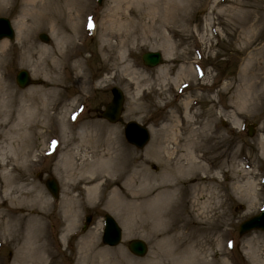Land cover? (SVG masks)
<instances>
[{
    "label": "rangeland",
    "instance_id": "1",
    "mask_svg": "<svg viewBox=\"0 0 264 264\" xmlns=\"http://www.w3.org/2000/svg\"><path fill=\"white\" fill-rule=\"evenodd\" d=\"M23 2L0 0V17H7L14 29L13 40H8L7 65L3 72L13 91L20 93L35 87L40 88L42 94H53H49L53 97L52 106L48 107L49 100L45 101L42 120H50L46 121L42 134L36 136L29 129L32 118L25 121V137H33L32 153L36 154V162L27 180H35L47 199L37 235V244L42 245L44 251L45 261L42 264H167L170 261L171 257L164 254L167 248L160 251L164 255L157 256L155 242L161 235L151 238L147 231L137 226L135 232L126 235L123 213L113 214L106 205L112 189L128 193L124 181L132 176L134 188L141 182L143 174L148 173L150 177L146 183L152 187L153 194L161 190L162 179L157 175L163 172V166L147 156L153 143L150 129H157L171 116L183 118L185 97L192 99L191 112L199 113L197 122L208 119L216 137H221L215 140L216 165L212 168L215 176L208 179L207 185L213 193L219 194L222 202V206L215 209L212 195L207 197L204 192L195 202L207 199L205 215L199 219L198 231L195 232V239L205 244L193 248L199 253L202 251L201 260L186 264H210L207 260L214 261L213 264H264V231L254 229L242 235L238 233L239 224L258 214L264 206V155L261 148L264 138V0H138L136 3L124 0L118 7L115 0H87V28L82 29L75 51V59L81 66L75 69L62 66L58 73L46 69L42 71L48 75L45 78L43 74H33L32 71V63L40 54L30 58V65L25 64L26 48H21L13 24L21 14ZM56 7H63L62 3L59 2ZM113 10L114 20L122 24L130 20L136 25L135 32L128 33L126 46L117 47L115 43L119 37L116 39L104 34L103 25ZM24 16L30 28L25 45L34 44V51H39L40 47L47 50L41 55L45 67L47 61L51 63V57L53 60L55 57L51 54L56 49V39L51 30L54 23L42 18L40 22L35 14ZM67 21L63 15L62 23ZM121 31L123 35L127 33L125 28ZM40 33L46 34L48 41L39 40ZM146 51L161 52L164 63L154 68L144 67L140 56ZM165 51L168 57H165ZM160 67H164L165 71L159 74ZM180 67L190 68L191 74L175 80ZM19 70H25L37 83L20 88L15 81ZM252 72H257L259 76L257 86H247L245 81L250 82L251 77L254 79ZM82 75L89 86L85 91L82 89ZM113 86H118L125 97L117 123L101 118V112L111 99L110 89ZM57 93L59 97L54 96ZM69 112L76 114L69 119ZM129 121L147 126L150 140L144 148L137 149L126 142L123 127ZM248 125L253 127L252 136L247 134ZM91 131L101 138L96 147L98 154L103 153L109 137L117 136L114 143L118 147L119 159L115 161L121 169L115 167L108 176L97 169L90 174L92 178L100 177V183L104 175L111 179L106 182L107 185L100 186L92 200L80 194L81 204L74 206V213L78 215L75 225L65 232L68 217L61 213L63 201L67 202L64 199L68 196L65 191L69 181L62 177L61 163L67 151L91 154L92 144L88 141ZM83 137L86 142L80 145ZM51 141L55 144L48 153ZM213 143L210 139L209 144ZM112 155L117 156L116 152ZM227 170H230L229 178ZM48 178L57 182L58 198H53L46 188L45 180ZM245 179L254 181L253 192L257 195L250 193V196L241 197L240 191L231 195L232 185L236 187ZM111 180L115 181L116 187ZM74 194L78 191L69 195ZM195 194V191L190 192L187 198L181 199L189 210L193 209ZM106 213L115 219L122 231L121 241L116 246L101 242L103 215ZM87 214H91L92 218L89 228L83 230ZM28 219L24 221V226L30 224ZM192 230L194 228L190 227L189 231ZM23 235L0 238V264H31L24 258L26 248L19 245L20 240L25 238ZM132 239L144 241L147 246L145 256L137 257L128 251L127 244Z\"/></svg>",
    "mask_w": 264,
    "mask_h": 264
},
{
    "label": "bare ground",
    "instance_id": "2",
    "mask_svg": "<svg viewBox=\"0 0 264 264\" xmlns=\"http://www.w3.org/2000/svg\"><path fill=\"white\" fill-rule=\"evenodd\" d=\"M115 1L117 4L115 6L118 7L124 0ZM128 1L136 3L138 0ZM59 2L62 3L63 7H56ZM87 7V0H24L21 14L13 24L21 48H26L27 54L24 53L25 64L30 65L32 63L30 58L40 54L36 57V61L32 63L33 74L40 73L45 78L48 75L42 71H46V69L58 73L62 66L69 69L81 66L79 60L75 59V51L77 50L76 42L80 40V34L84 28L83 23L86 18ZM114 13L113 10V14L108 15L107 21L103 25L104 34L112 35L114 38L119 37V39L116 38L115 45L117 47L126 46L125 40H127L128 33H134L136 25L130 20L125 24L114 20ZM30 14H35L40 22L42 20L49 22L52 20L54 23V25H51V30L52 36L56 39V49L51 54L55 57L54 60L51 57V63L47 61L46 68L43 67L44 58L41 55L46 54L47 50L40 47L39 51H34V44L28 43L29 45H25L28 42L26 33L30 28L24 15ZM63 15L67 17V22L62 23ZM122 28L127 31L124 35L121 34L123 32L121 31ZM24 37L26 40H24ZM8 45V39H0V238L8 235L20 237L19 235L24 233L23 237L25 238L20 240L19 243L20 248H26L25 253L22 250V253L26 256L24 258L27 259V262L31 261V264H42V261H45L43 259L44 255H42L44 251L42 245L37 244V235L41 228L42 209L47 199L35 180H27L28 175L33 170L32 166L36 162V154L32 153L34 148L33 137H25V121L32 118L29 129L31 128L36 136L42 134L44 131L42 128H44L46 121L50 120L46 119L44 122L42 120L44 108L46 107L45 101L49 100L47 105L48 107L52 106L54 104L53 97H49V94H53L49 92L42 94L40 88L35 87L20 93L12 90L11 83L3 72L4 67L7 65ZM164 55L168 57V52L165 51ZM164 71V67L158 69L159 74ZM77 74L79 75L80 72ZM190 74V68L180 67V72L175 80L182 79ZM252 74H254V79L249 78L250 82L245 80L247 86H257L260 82L257 72H252ZM81 77L83 78L82 89L85 91L89 86L87 85V79L83 75ZM103 81H106V79ZM59 95V93L54 94L57 97ZM191 100V98L185 97L183 101V118L174 115L157 129H150L153 135V143L148 148L147 156L163 166V172L157 175L162 179L161 190L159 189V192L153 194L152 187L146 183V180L150 177L148 173H145L147 175L143 174L141 182L137 184V188H134L132 186V176L124 181L128 193L115 188L112 189L106 205L113 214L116 212L118 215L119 211L123 213L126 235L135 232L136 226L141 228L142 231H147L151 238L155 239L158 234L161 235V238L155 242L158 248L156 253L157 256L167 253L169 258L171 257L167 264H186L201 260L202 251L199 253L197 249L195 251L193 249L202 247L205 244V242L200 243L198 239H195V232L198 231V221L204 217V210L207 205V199L195 204L198 197L202 195L201 193L204 192L207 197L212 195L215 209L222 206L219 194L213 193V189L207 185L208 179L215 176L212 170L216 165L214 153L217 143L215 140H220L221 137H216L214 131L210 128L211 121L208 119L197 122L196 119L199 113L197 111L191 112ZM116 137H109L108 141L105 142L103 153L98 154L96 147L101 143V138L97 133L94 136L91 131V134H88V141L92 144L90 147L91 154H81L78 151H67L64 154L66 157L61 163L62 177L69 181L65 191V195L68 196L64 199L67 202L63 201L62 207L64 206V208L61 213L65 218L68 217L65 232L75 225L78 215L74 213V206L81 204L80 194H85L87 200H92L96 197L100 186H104L111 179L104 175V180L100 183V177L94 176L92 178L90 174H93L92 172L97 169L108 176L115 167L121 169L118 161H115V159H119L118 147L114 143ZM210 139L215 143L210 145ZM109 140L112 142L110 143ZM83 141L86 142L84 137L80 145H84ZM261 148L262 155H264V138L261 141ZM114 152L117 156L112 155ZM141 170L144 172L145 169ZM229 172L230 170H227L228 178L231 176ZM246 172L250 171L247 170ZM151 177L153 178V176ZM111 181L116 187L115 181ZM242 182L237 184L236 187L232 185L231 195L235 191L236 193L240 191L241 197L250 196V193L254 196L257 195L253 192L254 181L245 179ZM76 190L78 194L69 195ZM194 191L196 194L193 196V209L189 210L187 204L185 205L181 199L187 198L190 192ZM128 196L131 198H128ZM219 216L221 217L222 214H219ZM219 216L216 218L218 219ZM26 219L30 222L28 226H24ZM190 227L194 228L192 232L189 231ZM206 241L208 243L207 239ZM162 248H167L164 254L160 253ZM87 249L90 250V248ZM196 252L198 253L196 254ZM207 262L214 263V261L210 262L208 260Z\"/></svg>",
    "mask_w": 264,
    "mask_h": 264
},
{
    "label": "water",
    "instance_id": "3",
    "mask_svg": "<svg viewBox=\"0 0 264 264\" xmlns=\"http://www.w3.org/2000/svg\"><path fill=\"white\" fill-rule=\"evenodd\" d=\"M13 38V29L11 27L10 21L6 18H0V39L2 38ZM43 41H47L46 35H40ZM142 61L145 65L149 67L157 66L162 63L161 54L159 52H146L141 56ZM17 84L20 87H25L28 84L37 83L31 81L26 71H19L16 76ZM112 99L106 105V108L101 113V117L107 119L108 121L115 123L119 120L123 109V94L121 90L117 87L111 89ZM124 134L128 142L132 143L138 148H142L149 140V134L146 128L139 125L136 122L130 121L125 125ZM251 134V132H250ZM46 186L55 197L58 193V186L53 178L46 180ZM89 219V218H88ZM251 229H261L264 230V210L257 216H254L246 221H244L239 226V233L243 234ZM102 241L104 244L113 246L120 241V229L110 216H105V230L102 236ZM129 250L137 256H143L146 252V245L141 240H132L128 243Z\"/></svg>",
    "mask_w": 264,
    "mask_h": 264
}]
</instances>
